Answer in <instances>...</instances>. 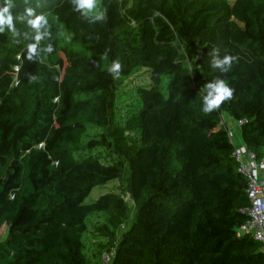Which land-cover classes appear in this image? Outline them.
Returning <instances> with one entry per match:
<instances>
[{
    "label": "trees",
    "instance_id": "16d2710c",
    "mask_svg": "<svg viewBox=\"0 0 264 264\" xmlns=\"http://www.w3.org/2000/svg\"><path fill=\"white\" fill-rule=\"evenodd\" d=\"M106 6V22L91 24L68 0H41L54 38L40 48L53 51L32 61L29 41L0 33V264H88L83 234L97 212L108 214V264H264L260 242L238 234L247 181L221 123L224 114L241 121L243 143L264 153V0ZM214 48L235 57L226 73L211 67ZM117 58L118 78L107 71ZM144 68L151 83L136 88L140 106L118 124L116 89ZM217 77L233 98L205 113L203 86ZM125 169L135 212L118 236L129 220L123 197L86 198Z\"/></svg>",
    "mask_w": 264,
    "mask_h": 264
},
{
    "label": "clouds",
    "instance_id": "9594fccd",
    "mask_svg": "<svg viewBox=\"0 0 264 264\" xmlns=\"http://www.w3.org/2000/svg\"><path fill=\"white\" fill-rule=\"evenodd\" d=\"M111 0H68L72 11L78 13L79 17L91 24L104 23L107 19V4ZM24 5L23 14L15 15L17 7L16 0H0V33L6 31L11 33L13 38L23 36L27 43V51L25 58L32 61L34 58H40V53H51L53 51L52 45L46 44L42 49L40 43L45 40H52L54 38L52 27L49 23L46 12L37 11L41 6V0H35V7L32 6L33 0H22ZM59 20V17H56ZM17 23H24L29 32L21 33L17 28ZM63 35V33H59ZM211 67L218 69L220 73H226L231 68L233 57L230 54L220 56L219 49H213L211 53ZM109 74L118 78L122 71V64L120 60L113 59L108 66ZM30 80H37V76L29 75ZM205 94L203 96L202 110L205 113H211L220 108V106L233 98L234 89L229 86L225 79L220 77L207 82L204 86Z\"/></svg>",
    "mask_w": 264,
    "mask_h": 264
},
{
    "label": "rangeland",
    "instance_id": "374dc122",
    "mask_svg": "<svg viewBox=\"0 0 264 264\" xmlns=\"http://www.w3.org/2000/svg\"><path fill=\"white\" fill-rule=\"evenodd\" d=\"M233 2V0H230ZM168 77H163L160 89L165 90ZM150 78L147 69H140L130 77L123 80L122 84L116 89V119L115 122L123 124L128 117L136 113L140 106L139 98L136 93V88L141 85L150 84ZM91 136H95L98 131H90ZM97 155L104 162H112L115 159L104 149H100ZM123 159V158H122ZM128 171H124L122 178L110 181L107 184L96 186L92 189L91 193L86 198V201H93L101 194L106 192H113L123 197L129 207V220H127L121 228L117 231L119 236L129 225L130 218L133 217L135 212V205L128 193ZM108 214L105 212L93 213L88 217L87 229L83 234L84 252L88 264H107L103 261V253L107 252L109 246L108 238L102 230L103 224L107 222ZM6 226L0 227V240L6 234Z\"/></svg>",
    "mask_w": 264,
    "mask_h": 264
},
{
    "label": "built area",
    "instance_id": "2783aa9c",
    "mask_svg": "<svg viewBox=\"0 0 264 264\" xmlns=\"http://www.w3.org/2000/svg\"><path fill=\"white\" fill-rule=\"evenodd\" d=\"M222 115L221 123L225 124ZM241 121H237L239 126ZM229 134V133H228ZM233 158L237 164V170L247 181L246 194L249 201L244 212L247 219L238 228V234H250L260 242L264 251V153L258 157L250 151L244 143L234 145ZM114 250L103 253V261H111Z\"/></svg>",
    "mask_w": 264,
    "mask_h": 264
},
{
    "label": "crops",
    "instance_id": "0c3cea01",
    "mask_svg": "<svg viewBox=\"0 0 264 264\" xmlns=\"http://www.w3.org/2000/svg\"><path fill=\"white\" fill-rule=\"evenodd\" d=\"M225 117V126L228 130L230 139L234 145L242 144L240 128L237 126V121L231 118L229 115L224 114Z\"/></svg>",
    "mask_w": 264,
    "mask_h": 264
}]
</instances>
